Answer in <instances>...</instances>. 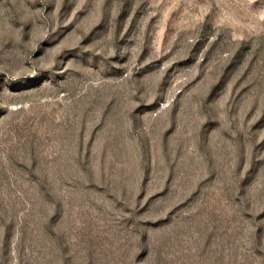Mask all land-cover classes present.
<instances>
[{
    "label": "rangeland",
    "instance_id": "1",
    "mask_svg": "<svg viewBox=\"0 0 264 264\" xmlns=\"http://www.w3.org/2000/svg\"><path fill=\"white\" fill-rule=\"evenodd\" d=\"M0 264H264V0H0Z\"/></svg>",
    "mask_w": 264,
    "mask_h": 264
}]
</instances>
